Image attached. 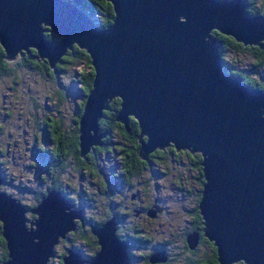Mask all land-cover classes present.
I'll use <instances>...</instances> for the list:
<instances>
[{"label":"water","instance_id":"obj_1","mask_svg":"<svg viewBox=\"0 0 264 264\" xmlns=\"http://www.w3.org/2000/svg\"><path fill=\"white\" fill-rule=\"evenodd\" d=\"M108 2L114 17L104 27L92 5L77 0H0L6 57L34 46L54 67L74 44L87 49L95 75L79 120L81 155L104 143L108 131L100 119L119 97L117 120L127 127L131 115L138 120L140 157L170 144L202 154L199 208L220 264H264V89L225 70L212 33L262 49L264 14L247 13V0ZM80 212L56 189L33 207L0 189L9 250L3 264H52L56 244L75 228ZM92 231L101 245L92 264H128L113 220ZM85 261L73 248L63 256V264Z\"/></svg>","mask_w":264,"mask_h":264},{"label":"flooded vegetation","instance_id":"obj_2","mask_svg":"<svg viewBox=\"0 0 264 264\" xmlns=\"http://www.w3.org/2000/svg\"><path fill=\"white\" fill-rule=\"evenodd\" d=\"M247 2V13L264 14V11H260L262 8L255 5V0H247ZM1 46L3 48L2 44ZM263 46L257 44V47L263 48ZM3 59H14L20 66L37 70L35 72H38V74L41 73L46 79L53 82L50 84V87L56 92L60 102L64 101L65 97L62 94V89L58 87L59 80H55L50 75L44 74V64L45 62L49 63V61L39 54L36 47L30 46L27 49H22L13 58L6 57V53H4ZM57 63L53 68L56 67ZM11 66L10 63H7V66L4 68L9 70L12 68ZM8 73L10 72L4 71L0 75ZM11 82L9 84L14 88L15 85ZM70 91L73 90L70 89ZM31 95L34 96L32 99L28 98L31 101V105L28 102L27 107L31 108L35 114L33 108L38 107V98L36 95L40 97L41 93ZM51 95L52 93L48 94L47 97H51ZM81 99L82 102L86 99V96L84 94L81 95ZM73 108L75 111L73 112L74 125L72 127H70V122L68 121L72 113H63V110L58 108L60 114H55L56 119L58 116L66 118L63 122V128L71 133L75 131L77 125L75 116L83 110L78 103ZM46 117L33 116L34 124L38 129V135L36 137L41 140L44 147L50 142L55 144L56 139H58L57 130L54 127V120L51 116L49 118ZM171 145L174 144L161 148L166 149V151L161 152L159 155L155 154L149 157V159H143L139 163H131L130 167L124 164L123 153L118 150L112 152L109 160H115V162L111 163L109 161V165L101 177L95 176L92 172L91 177H87L83 181V184H81V188L84 187L88 190L87 193L90 191L93 193L92 196L89 195L91 199L88 202H86L85 198H80L76 184L71 179L72 181L68 188H64L63 192L72 202V208L81 211V218L76 217L74 219L75 228L67 232L65 237H60V241L64 239L66 244H68L63 250L65 254L69 248H72L69 247V241L74 236L78 238L83 230H86L93 242L91 244L88 243L89 245L86 244L88 245L87 252L84 251L85 249H82L81 253L86 258V264H92V258L101 248L98 242V236L92 231V226L103 225L105 222L113 220L118 239L124 241L127 245L128 264L214 263V243L205 235L204 218L199 208L202 189L206 181L204 172L203 170L201 171V167L203 168L202 160L200 161L198 159L201 153L191 151L190 149L177 148L176 151H172L169 149L172 147ZM112 146L110 145V147ZM6 154L3 148H1L0 155ZM4 159L0 158V173L4 177H2L3 181L0 184V188H3L2 190H4L5 186L12 183L5 177V169L2 164L7 163V159H5L6 161ZM29 165L32 166V164ZM47 166L49 165L44 162L43 164L39 162V165H35L40 172L38 182L42 188H47L53 181L57 180L55 179L57 171L50 172ZM162 177L164 182L160 181ZM65 178L67 177H62L63 180ZM63 183L65 184L64 181ZM167 185L172 189L170 195L172 203L178 202V212L175 213L178 218L173 219L174 222H170L171 226L164 227L162 224L158 226L155 222L161 219V216L165 212L170 211L168 209L169 204H167V198L160 193V190H163V187ZM88 186H92L96 190H90ZM99 199L102 202L100 201V210H97L95 208L98 207ZM92 210L98 215L94 211L91 212ZM180 214H182L181 219H179ZM32 215L30 214L28 217L32 218L30 217ZM34 215L36 216L35 213ZM65 254L60 256V258H63Z\"/></svg>","mask_w":264,"mask_h":264},{"label":"trees","instance_id":"obj_3","mask_svg":"<svg viewBox=\"0 0 264 264\" xmlns=\"http://www.w3.org/2000/svg\"><path fill=\"white\" fill-rule=\"evenodd\" d=\"M89 4L92 5L94 17L92 15L91 16L99 25L105 27L108 26L110 23H112L114 17V9L111 6V4L108 2V0H77V5H89ZM260 11H264V9ZM212 33L213 36L217 38V42L220 44V52L222 54L225 70H227V72L229 73H233V75L242 77L244 82L249 86L264 89V81H261L259 78H256L257 74H254V77L250 75L252 72L255 71H257V73H260V69L258 67L259 65L264 64V46L262 49L243 48L216 31H213ZM3 48L0 44V73L4 71H9V72L17 71V67H20V65L15 62L16 60L3 59L4 53H6L5 49ZM230 48H234L237 51H247V50L252 51V53L256 57V62L249 68L251 69V73L249 71L246 72L245 70L247 69L239 70L233 67L232 62L225 57L226 56L225 51ZM7 63L8 64L10 63L12 65L11 66L12 68L9 70L8 69L6 70L4 68L5 66H7ZM44 65H45V70H43L45 71L44 74L50 75L51 77L55 78V80H59L58 87H60L59 89H62V94L65 97V99H67V97H69L71 94H74V92L79 95L84 94V96H86V94L89 93V91L91 90L93 84V78L95 75V69L92 66L91 58L87 49L80 47L78 44H75L72 48H69L67 50V53H65L61 57L55 68L51 67V65L46 62ZM74 65L78 67L80 65L83 66L80 67V70L75 71L74 73L73 71H71V74H69L70 76L68 77V80L66 82L60 81L61 73H65L63 71H66L67 67H71ZM75 82H78L79 86L74 90L73 87ZM70 89H72L73 91H70ZM81 100L82 99L76 100L75 105L76 103H78L80 107L83 108L86 99H84L82 102ZM120 108H121V99L119 97H116L110 102L109 108L104 111V115L100 119L101 129L104 131H108L107 135L103 138L104 145L93 146L92 149L86 154V156H82L80 150L78 122L81 117V113H82L81 111L79 112V114L75 116L77 119V125L73 133L63 128L64 125L63 122L64 120H66V118L58 116V118L56 119L55 115H49L46 117L49 118L51 116L52 119L54 120V127L57 130L58 139H56L55 144L50 142L49 144L46 145V147H44L43 144L41 143V140L36 137L35 141L30 147L31 155H33V157L36 158L35 159L36 162L34 164L33 163L31 164L32 166H35V165H39V162H42V164L43 162L46 163L47 165H49L47 166V169L50 172L57 171L55 177V179L57 180L53 181V183L47 186V188L44 187L42 188L39 185L38 181L36 187L30 184L29 185L23 183L17 184L18 192L27 191L32 195L31 202L27 204V206L29 207L36 206L42 200V198L49 192V190L56 189L64 193L63 192L64 188L67 189L72 180L74 184H76L80 198L81 197L83 199L85 198L86 202H88L91 199L89 195L92 196L93 193L91 191H90L91 193L90 192L87 193L88 190H86L84 187L81 188V184H83V181L86 180L87 177L89 176L91 177L92 172L95 176L101 177V175L103 174V172H105L106 168L109 165L108 163H109V158L111 157L110 156L111 153L116 152L117 150L123 153V157H124L123 161L125 162L124 164L128 167H130V164L133 162L139 163L140 161H143V158L140 157L139 155L140 126L138 120L131 115L127 127L126 124L120 122L116 118L118 110ZM74 111L75 109L73 108V112ZM73 118H74V114L72 113V115H70L69 117V120L67 119L70 122L69 123L70 127L74 125ZM110 145L113 146L110 147ZM171 146L172 147H170L169 149H171L172 151L177 150L175 145H171ZM3 150L6 151L4 147ZM164 151H166V149L157 148L152 153H150L149 157H152L155 154L159 155L161 152ZM198 159L200 161L203 160L202 154H199ZM202 170L203 168L201 167V171ZM63 176H66L67 178L63 180L62 179ZM63 181L65 182V184L63 183ZM40 189L42 190L45 189V190L42 191ZM16 197L18 196L16 195ZM30 217L35 218L36 216L33 214ZM92 242L93 241L89 237L86 230H83L82 234H80L78 238L77 236H74L73 239L69 241V245L74 250L81 252L84 245L88 243L91 244ZM214 247H215L214 249L215 258L213 259L214 262L213 264H220L219 256H218V248L215 245V243H214ZM63 254H65L64 251H60L58 257L60 258V256H62ZM8 256H9V250L7 246V240L3 235L2 221L0 220V264H3V262L7 260ZM50 262L52 264H62L63 258H60L58 259V261H56V258L52 257L50 259ZM231 264H246V263L245 261L241 260V261L233 262Z\"/></svg>","mask_w":264,"mask_h":264},{"label":"rangeland","instance_id":"obj_4","mask_svg":"<svg viewBox=\"0 0 264 264\" xmlns=\"http://www.w3.org/2000/svg\"><path fill=\"white\" fill-rule=\"evenodd\" d=\"M254 3L257 7L264 8V0H255ZM216 44H219L217 39ZM225 52V57L232 62L233 67L239 70L247 69L245 71L251 73V69L249 68L256 62V57L252 51H237L234 48H230ZM81 66L83 65H80L79 67L76 65L67 67V70L63 71L65 73H61L60 81L66 82L71 71L74 73L75 71L80 70ZM258 68L260 69V73L255 71L250 75L254 77V74H257L256 78L264 81V64L259 65ZM35 71L37 70H31L20 66L17 67V71L0 75V149L4 147L6 149L5 152L7 153L6 155H0V158L7 159V163L3 162L4 164L2 165L5 169V177L12 182L5 186L4 190L6 189L15 196L17 195L26 205L31 202L32 195L27 191L18 192L17 184H30L36 187L40 173L35 166L29 165L36 162V158L31 155L30 148L38 135V129L34 124L33 116L37 115L43 118L49 115H59L60 110L58 108H61L63 113L71 114L73 113V107L76 100L81 99V95L74 92V94H71L63 102H60L57 94L50 87V84L53 82L46 79L41 73L38 74V72ZM9 82L13 83L15 87H11ZM78 86L79 83L75 82L73 87L74 90ZM29 88H31V90H29ZM37 93H41V96L38 97V95H36L38 98V107L33 108L35 112L34 114L32 109L27 107V105L28 102L31 105L30 99L34 96L31 94ZM50 93H52V96L47 97ZM8 141H10V143H8ZM109 161L111 163L115 162V160ZM160 181L164 182L163 177ZM88 187L90 190H96L92 186ZM171 192L172 189H170L169 185L166 187L164 186L163 190H160L161 195L165 196L168 200L167 204H169L168 209H170V211L165 212L161 216V219L155 222L158 226L161 224L164 227L171 226L170 222H174L173 219L178 218V216L175 215V213L178 212V202L176 201V203H172V199H170ZM100 201L102 202V200L99 199L97 204L98 207L95 208L97 210H100ZM93 211L94 210L91 212ZM94 213L98 215L95 211ZM27 214L30 215L33 213L28 211ZM181 216L182 214L179 215V219H181ZM30 219H34V217ZM63 240L56 244L57 253L53 256L56 258V261L59 259L58 255L60 251H63L64 247L68 245L66 244V241ZM83 249L87 252L88 246L84 245Z\"/></svg>","mask_w":264,"mask_h":264},{"label":"bare ground","instance_id":"obj_5","mask_svg":"<svg viewBox=\"0 0 264 264\" xmlns=\"http://www.w3.org/2000/svg\"><path fill=\"white\" fill-rule=\"evenodd\" d=\"M34 214V213H33Z\"/></svg>","mask_w":264,"mask_h":264}]
</instances>
